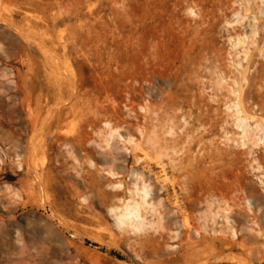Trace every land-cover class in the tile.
<instances>
[{
	"label": "rangeland",
	"instance_id": "1",
	"mask_svg": "<svg viewBox=\"0 0 264 264\" xmlns=\"http://www.w3.org/2000/svg\"><path fill=\"white\" fill-rule=\"evenodd\" d=\"M242 1L0 0V264H259L240 242L264 248V223L248 207L264 208V149L256 162L242 152L228 89L217 82L236 72L230 33L238 23L227 19ZM108 121L136 141L144 139L141 130H163L168 157L134 152L120 138L108 147ZM218 148L225 161L208 157ZM68 149L85 171L90 159L112 164L128 184L133 168L143 172L173 217L169 224L142 240L120 231L108 209L119 200L110 185L117 178L100 170L98 186L81 185ZM37 171L48 176L47 187L40 188ZM211 211L220 212L217 221ZM224 213L240 238L224 226ZM185 216L194 228L207 223L212 235L237 243L190 254L186 240L173 237L185 230Z\"/></svg>",
	"mask_w": 264,
	"mask_h": 264
},
{
	"label": "bare ground",
	"instance_id": "2",
	"mask_svg": "<svg viewBox=\"0 0 264 264\" xmlns=\"http://www.w3.org/2000/svg\"><path fill=\"white\" fill-rule=\"evenodd\" d=\"M252 15L254 21H250L249 30L242 29L245 20L251 18ZM227 20L229 24H232L234 22L238 23V26H234V31L230 33V41L232 46L230 50L231 59H229L230 62L234 63L233 65L235 66L237 73L233 70L235 74H232V80L229 82V80L226 79L228 78V74H226L225 71L224 74H222L220 81L217 80V82L223 84L228 89V95L226 96L227 99L225 104L228 112H230L233 117L232 119L234 120L235 125L241 130L239 141L242 148H244L242 152L254 156V162H256V160L259 159L256 152H258L262 148L264 149V0H243L242 7L235 8L233 16L228 18ZM218 86L219 84L217 85V88ZM254 87L257 89V96H254V92L251 90ZM248 102H251V104H253L254 106L252 108H249ZM159 123L161 124L162 122ZM106 126L108 127V135L106 136L105 141L108 147L112 146L111 139L114 140L115 138H120L125 142L134 144V146L132 147L134 149V152H136L138 148L142 147V149L145 150L146 155H150L151 152H154L155 154L159 153V156L156 155V157H162L165 155H167L168 157L169 155V152L167 151L168 146H172V144L171 140H169L166 134L163 133V130L159 131L158 129L154 128L153 131L150 132L141 130L144 139L143 141L142 139L136 141V138L133 136H124L120 132V130L112 126L109 121L106 122ZM65 139L67 141L66 145H69V141H71L72 139L70 137H66ZM230 140L232 141V139ZM176 141H174V144L176 143ZM125 147L128 150V147ZM170 149L172 148L170 147ZM172 151L174 150L172 149ZM68 153L74 156L73 168L80 176L81 185L85 187L93 188L94 186H98L96 176L98 174V171L100 170L115 179H118L122 176V174L116 169L114 165L111 164L110 166H105L96 162L94 159L89 160V168L85 171L84 162L78 156L74 155L73 149H68ZM207 155L214 161H225L224 156L226 155V153L218 148L216 150H208ZM260 156L264 158L262 154ZM169 157L174 161L171 156ZM116 160L117 158L113 156V161L115 162ZM0 161H4L1 156ZM19 166L22 167L20 161ZM215 167L216 165L210 167V169H212V171L214 172ZM259 168H263L262 164H259ZM65 170V176H70L69 166ZM36 173V181L37 183H39L40 188L47 187L50 184L48 176H44V174L39 173L38 171ZM132 175L134 176V181L132 182V184L126 183L121 178L118 180L116 179V181H111V187H115L117 189L116 193L120 196L118 197L119 200L109 205L108 209L112 213L115 220V225L120 231L125 234L135 233L140 237V240H142L141 236L143 234L148 233L151 230L157 231V224L162 225L163 227L167 226V223L169 224V221L173 217H169L170 212L167 207L164 208L163 200L160 198V200L156 199L157 191H153L154 189L152 188L151 184L145 179L144 173L141 171H136L133 168ZM262 182L264 184V179H262ZM165 188L166 191H169V187L167 185H165ZM218 189L220 190V194L223 198L227 199L229 197L228 192H224L221 187H218ZM33 191L28 192L29 195L32 196ZM207 191L210 195L216 194V190L211 184L208 185ZM80 192L81 191H79L80 200L88 202L89 196L84 195ZM16 195L20 198L22 197L19 192H16ZM175 203L176 209L174 213L176 215H181L183 213V207L178 201H175ZM248 203L250 211L254 213L253 221L257 222L258 225H261L260 220H262L264 223V208L262 209V213L258 214L253 204L250 202ZM210 214L212 215V220L217 221L216 219L220 212L211 211ZM150 215H152L153 217L150 218ZM230 217V213H224V226L232 228V236L235 239L240 238L241 234L232 226ZM166 218H168V220L167 222H164ZM182 225L185 230L183 232H181L180 230H174L175 235H173V237H180L181 239L186 240V246L190 251L189 253L192 255L200 254L202 252L204 253V251H207L209 249H215L218 242L222 243V246L223 244L225 246L237 243L236 241H234V238L232 239L222 235L219 236L217 234L212 235L207 223L202 228H194L193 225L189 222L187 216L184 217ZM251 230H253V228ZM217 231V229H214V232ZM220 231L222 233L223 229H220ZM259 232L264 235L263 228H261ZM248 242V239L246 237H243L240 245H242L245 250H248L251 255L255 256L259 264H264V248H262L261 246H257V244H255L256 246H250ZM240 245L239 247H241Z\"/></svg>",
	"mask_w": 264,
	"mask_h": 264
}]
</instances>
